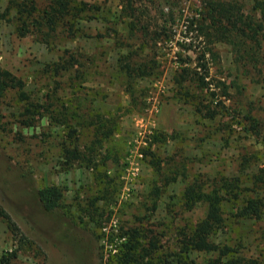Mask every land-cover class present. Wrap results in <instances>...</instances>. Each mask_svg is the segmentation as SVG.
<instances>
[{
    "label": "rangeland",
    "instance_id": "1",
    "mask_svg": "<svg viewBox=\"0 0 264 264\" xmlns=\"http://www.w3.org/2000/svg\"><path fill=\"white\" fill-rule=\"evenodd\" d=\"M75 1L87 6L73 22L74 32L58 28L46 42L17 34L12 9L0 15V68L19 78L26 94L22 100L15 89L0 92V208L15 227L0 216V254L14 252L11 264H104L115 248L108 240L139 225L170 249L181 238L177 232L204 215L201 203L189 210L179 205L188 183L243 179L264 165V147L243 119L254 116L264 133V62L243 64L232 44L202 33L205 0ZM223 1L237 2L245 12L254 4ZM7 2L0 0V14ZM201 50L208 82L228 85L225 109L214 118L201 116L193 98L183 95L188 90L197 97L195 84L177 82L180 66L192 67ZM126 64L135 71L128 75ZM26 106L37 110L27 125ZM95 114L117 123L94 144L93 160L104 156L99 170L107 176L101 191L93 163L66 164L60 149L71 124L83 151L93 138ZM148 152L159 158L162 173L151 167ZM242 154L248 165L240 163ZM51 184L60 188L61 205L46 211L36 193ZM101 193L106 197L94 198ZM222 208L227 216L226 202ZM263 229L264 208L256 220L225 218L216 241H240L245 256L264 264ZM191 257L206 264L203 253Z\"/></svg>",
    "mask_w": 264,
    "mask_h": 264
},
{
    "label": "trees",
    "instance_id": "2",
    "mask_svg": "<svg viewBox=\"0 0 264 264\" xmlns=\"http://www.w3.org/2000/svg\"><path fill=\"white\" fill-rule=\"evenodd\" d=\"M254 4L248 12H245L237 2H226L223 0H205L202 12V22L199 26L202 33L211 39L232 44L234 57L243 64L255 65L264 62V50L260 47L264 29V0H253ZM86 4L75 0H41L37 6L34 0H8L5 10L0 14L4 15L8 10L14 12V29L19 35L35 34L41 41H48V38L56 33L58 28L63 29L71 35L73 22L81 17L86 9ZM212 54V53H211ZM197 62L191 67L188 64L180 66V79L177 82L195 84L198 96L192 97L188 90L183 95L188 99L193 98L196 111L203 117L214 118L224 107L225 96L228 95L226 85L223 81L216 80L215 84L208 82L207 65L204 58V50L196 56ZM58 68L66 69L63 64H57ZM128 75L134 72L135 68L125 65ZM130 70V71H129ZM220 86V93L217 89ZM22 81L13 76L8 70L0 68V92L6 89H15L18 97L26 99L25 91L22 89ZM37 110L26 106L24 114L29 124ZM66 117V111H59V116ZM91 118V115L89 116ZM92 139L83 151L78 149L76 144L78 134L75 126L68 124V131L63 136L61 144V156L66 164L73 161L93 163L91 170L94 180L101 186L100 191L106 190V174L100 172L99 166L104 164L102 160L94 162L96 155L94 147L100 145L117 126L113 120L105 122L102 116L93 115ZM246 120L244 129L254 138L258 139L264 147V133L258 120L250 115H243ZM66 123V122H65ZM79 125L78 123L75 124ZM152 139H157L156 135ZM95 144V146H94ZM145 152V151H144ZM147 153V152H146ZM149 154V164L155 172L160 170V160L152 152ZM256 156V152L253 153ZM250 156V157H255ZM256 157H259L258 155ZM248 156L242 154L240 163L248 165ZM93 161V162H92ZM174 173L180 174L177 168ZM245 178V179H244ZM244 180L234 176L227 178L218 177L217 180L204 185V182L193 179L182 190L179 205L189 210L196 203L204 205V215L189 224L177 234L181 238L172 248H163L159 236L151 230L144 229L141 225L128 227L120 230L109 242L115 245L114 251L110 250L105 257L104 264H196L191 257L192 253L199 252L207 255L206 264H263L257 257L245 256L242 252L241 242L216 241V237L225 225V218L234 223L248 220H256L261 216L264 208V165L258 167L255 172L244 176ZM173 176L171 180H174ZM242 180L244 183L243 184ZM42 208L51 211L61 205V191L56 185H48L37 190L36 193ZM101 193L95 199L105 198ZM226 202L229 210L224 215L222 204ZM0 216L6 226L14 227L9 216L0 208ZM264 243V229L260 233ZM168 249V250H167ZM14 252L0 254V264H11ZM264 259V258H263ZM264 261V260H263Z\"/></svg>",
    "mask_w": 264,
    "mask_h": 264
}]
</instances>
